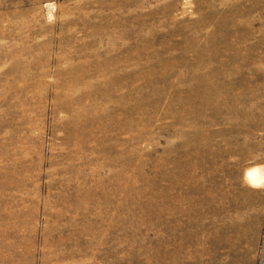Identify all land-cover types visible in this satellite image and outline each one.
Here are the masks:
<instances>
[{"label":"rangeland","instance_id":"1","mask_svg":"<svg viewBox=\"0 0 264 264\" xmlns=\"http://www.w3.org/2000/svg\"><path fill=\"white\" fill-rule=\"evenodd\" d=\"M262 166L264 0H0V264H264Z\"/></svg>","mask_w":264,"mask_h":264},{"label":"bare ground","instance_id":"2","mask_svg":"<svg viewBox=\"0 0 264 264\" xmlns=\"http://www.w3.org/2000/svg\"><path fill=\"white\" fill-rule=\"evenodd\" d=\"M247 178L255 183L257 182L258 180L259 181H262L263 180V176H262V173H257L255 172L254 170H250L248 173H247Z\"/></svg>","mask_w":264,"mask_h":264},{"label":"clouds","instance_id":"3","mask_svg":"<svg viewBox=\"0 0 264 264\" xmlns=\"http://www.w3.org/2000/svg\"><path fill=\"white\" fill-rule=\"evenodd\" d=\"M254 171L257 172V173L264 174V166L257 167ZM245 180L247 182V173L245 175ZM251 186L254 187V188H264V181H259L258 180L257 182L253 183Z\"/></svg>","mask_w":264,"mask_h":264}]
</instances>
